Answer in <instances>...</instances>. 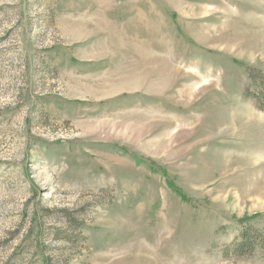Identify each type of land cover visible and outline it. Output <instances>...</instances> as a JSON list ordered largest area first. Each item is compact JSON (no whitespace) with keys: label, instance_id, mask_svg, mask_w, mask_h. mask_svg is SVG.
I'll return each mask as SVG.
<instances>
[{"label":"rangeland","instance_id":"obj_1","mask_svg":"<svg viewBox=\"0 0 264 264\" xmlns=\"http://www.w3.org/2000/svg\"><path fill=\"white\" fill-rule=\"evenodd\" d=\"M264 0H0V264H264Z\"/></svg>","mask_w":264,"mask_h":264},{"label":"trees","instance_id":"obj_2","mask_svg":"<svg viewBox=\"0 0 264 264\" xmlns=\"http://www.w3.org/2000/svg\"><path fill=\"white\" fill-rule=\"evenodd\" d=\"M246 75L242 95L252 99L256 107L264 113V70L258 66L240 62ZM239 231L230 243L221 249L222 256H254L259 251L264 256V225L258 226L250 219L239 221Z\"/></svg>","mask_w":264,"mask_h":264}]
</instances>
